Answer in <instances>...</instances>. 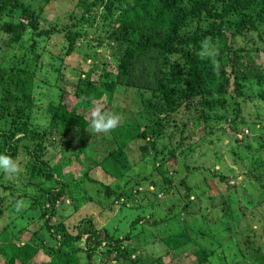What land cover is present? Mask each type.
Returning a JSON list of instances; mask_svg holds the SVG:
<instances>
[{
  "label": "trees",
  "instance_id": "16d2710c",
  "mask_svg": "<svg viewBox=\"0 0 264 264\" xmlns=\"http://www.w3.org/2000/svg\"><path fill=\"white\" fill-rule=\"evenodd\" d=\"M52 1L0 0L1 37L6 38L10 46L31 32L37 45L36 38L40 43L53 34L62 33L69 42L61 61L76 58L78 54L80 60L88 62L89 58L97 59V54L84 47V40L89 42L88 38L93 34L99 35L98 40L104 35L106 41L98 46L112 45L109 47L114 52V45H121L117 48L120 53L113 56L118 62L119 74L115 76L111 74L113 72L100 69L104 66L99 63H92L87 71L81 70L85 76H80L75 86L61 84V94L65 98L72 96L76 105L69 109L64 101L57 104L50 102L48 114L51 116L46 130L51 132L41 134L44 126L37 118L33 120L39 107L34 99L38 88L35 79L37 68L18 64L9 69L0 65V153L18 159L24 169L20 176L12 179H5L0 173V190H9L10 195L23 192L19 199H32L34 207L39 208L44 216L48 215L41 228L23 246L14 241L8 245L0 241V264H16L17 261L18 264H38L39 260L35 257L43 250L44 244L47 245V250H43L44 255L49 257L47 264H95L94 258L100 255L102 261L116 260L117 264H172L171 260L164 261L163 256L148 262L142 260L137 249L125 245L109 229L100 231L101 228L96 227L92 219H83L78 224L70 219L57 221V202L63 201L60 198L69 192L70 186L76 185L67 183L60 165H52L44 160L47 155L45 143L51 137L58 141L57 136L61 134L68 141L64 147L72 146L74 140L80 134V137L85 135L90 127V113L98 104H102L105 111L117 113L118 109L129 110L139 102V106L133 111L130 109L131 114L124 117L120 126L110 133L113 149L99 162L95 171L116 176L117 181L122 179L133 167L126 148L134 141H138V144L143 141L139 146L140 151L145 156H155V169L163 177L161 183L164 185L156 187L153 193L165 194L171 190L169 183H173L169 171L165 170L166 161L178 158L174 149L166 153L159 151L158 144L163 135L161 116L174 123L177 115L182 114L186 119L193 120L200 110V119L209 126L215 121L218 126L221 122L225 123L230 130L227 132L226 129L222 135L238 145L233 147L232 153L239 155L244 162L251 159V163H246L245 167L253 171L263 170L264 178V142L255 152H242L250 148L249 138L245 135L238 138L244 133V127L251 129L239 112L247 103L246 89L257 88V97L264 102V65L255 60V55L263 50L264 45V0H79L76 7L70 10L66 24L59 25L55 20L43 28L42 14ZM237 38L246 39L247 42L237 46ZM82 39V45L75 47L76 42ZM212 48H216L214 54L208 53V49ZM39 55L34 58L36 62ZM0 56L5 57V54ZM135 93L138 99L133 100ZM231 102L236 106V115L232 118L227 114ZM139 107L140 110L144 109V113L135 117ZM80 109L82 112H79ZM186 126L188 122L183 121V128ZM218 141L222 142V137L219 136ZM81 147L77 156L84 153V147ZM180 165H184V175L178 186L185 188L184 197L189 203L185 206V212L188 215L193 213L188 211L190 204L196 203V200H190L191 195L196 194V198L200 196L196 193L198 188L192 184L198 174L184 162ZM92 170L86 173L91 180ZM256 179L264 188L261 177ZM134 188H124L118 199H133ZM108 191L110 195L115 193L111 188ZM176 192L183 194L179 188H176ZM17 201L14 200V205ZM154 204L151 202V205ZM263 204L264 199L257 203L264 214ZM10 207L12 203L4 209L0 206V215ZM230 207V203H227L225 213H220L216 223L230 219ZM179 215L172 218L179 220L176 218ZM213 223L201 216L192 222H183V225H187L191 232H194V228L203 227L198 231L201 232L197 238L212 237L206 226ZM1 233L3 235L4 231L1 230ZM258 235H264V231L258 233L254 230L252 236L241 242L234 235L232 239L237 242L241 257L220 264H264V239H259ZM85 236L88 251L87 262L83 263L78 244L83 242ZM50 239L58 241V249L49 246ZM216 244L222 246V242L219 244L216 241ZM25 247L28 248L23 255L26 260H21L20 252L25 251ZM178 249L164 255L176 256ZM214 251L199 246L197 256L210 260ZM44 263L45 260H42L41 264Z\"/></svg>",
  "mask_w": 264,
  "mask_h": 264
},
{
  "label": "rangeland",
  "instance_id": "374dc122",
  "mask_svg": "<svg viewBox=\"0 0 264 264\" xmlns=\"http://www.w3.org/2000/svg\"><path fill=\"white\" fill-rule=\"evenodd\" d=\"M78 2L79 0H56V2L53 0L43 11L41 26L46 28L55 20L59 25L66 24L70 10L74 6L76 7ZM103 37L104 35L102 39L98 40L99 35L93 34L88 38L89 42L84 40V47L89 52H95L97 59L89 58L88 62H84L80 60V55L76 54V58L62 62V54L66 51V44L69 42L62 33L53 34L40 43L39 38H36L37 45H35L32 33L28 32L18 42L10 46L7 39L1 37L0 34V55L5 54V57L0 56L2 67L11 69L12 66L19 64L32 69L37 68L35 79H37L38 88L35 91L34 99L39 107L37 106V114L36 117L33 116V120L37 118L40 125L44 126L41 134L51 132L46 130L51 116L48 114L50 102L57 104L64 101L69 109H73L76 105V100L72 96L65 98L61 94V84L75 86V82L80 76L84 78L83 71H87L92 63L93 65L99 63L100 66H104L100 69L113 72L111 74L118 76V62L113 59V56L120 53L117 48L121 45H114L116 49L114 52L109 47L112 45L98 46L99 43L106 41ZM82 41L83 39L76 42L75 47L82 45ZM246 42V39H236L237 46L244 45ZM215 51L216 48L208 49L210 54H214ZM35 53L37 55L41 53L37 61L38 64L34 60L37 56ZM255 60L264 65V45L263 50L255 55ZM58 69L61 71L59 72ZM246 91L247 103L239 112L251 125V129L244 127L245 136L249 138L250 148H245L242 152H255L261 148V143L264 142V102H261L257 97V88L248 87ZM132 99H138L136 93ZM138 106L139 102H136L129 110L118 109L115 114L121 117L122 122L123 118L131 114V110L133 111ZM235 108L236 106L231 102V107L227 111L230 118L236 115ZM138 110L135 117L144 113V109L140 110L139 107ZM79 112H82V109ZM199 115L200 110L193 117L195 123L192 118L188 120L182 114L175 117L174 123L166 116H161L163 135L158 144L159 151L166 153L174 149L178 158V160L166 161L165 170L169 171L168 175L173 183L168 182L171 190L165 194L153 193L156 187L161 186L163 177L155 169V156L153 154L145 156L140 151L139 146L144 143L143 141L140 144L138 141H134L126 148L133 167L122 179L117 181L116 176L95 171L99 162L113 149L110 133L107 135L96 134L89 127L85 135L80 137V134L74 140L73 145L67 149L64 147L68 144L66 137L60 134L57 136L58 141L55 137H51L45 143L47 155L44 160L52 165H60L67 177V183L76 185V187L70 186L69 192L60 198L63 201L57 202V221L70 219L78 224L83 219H92L94 225L101 228L100 231L103 228L109 229L118 235L125 245L137 249V254L146 262L161 256L164 261H173L172 264H182V261L185 262L183 264H220L227 263L232 258L238 260L241 256L236 245L237 242L235 243L232 237L237 236L241 242L252 236L254 230H257L258 233L264 231V214L257 205L264 199V188L256 179V177H261L263 184L264 178L261 172L263 170L253 171L252 168H246V163H251V159H246L244 162L239 155L232 153L233 147L236 148L238 145L222 135L226 129L227 132L230 130L225 127L224 122L218 126L215 121L209 126L200 119ZM228 120L230 121V119ZM183 121L188 122L186 128H183ZM219 136L222 137V142L218 141ZM242 136L240 134L238 138L240 139ZM81 146L84 147V153L77 156ZM183 162L186 166L189 165L195 174H198L192 184L198 188L196 193L200 195L199 198H196L198 197L196 194L191 195L190 200L192 202L196 200V203L190 204L188 211H193V213H188V215L185 212V206L189 204L184 197L185 188L183 185L178 186L184 175V165L183 167L180 165ZM91 168H93L91 171L92 180L86 175ZM172 172L174 173L172 174ZM247 174H252V176ZM222 177H225L226 180L223 181ZM175 187L179 188L183 194L177 193ZM109 188L114 189L115 193L110 195ZM124 188H134L133 199L126 198V201L118 199ZM22 193L19 191L10 195L9 190H0L1 208H7L9 203H12V207L0 215V241L7 245L14 241L23 246L32 239L34 232L39 230L48 218V215L44 216L39 208L34 207L32 199H19L18 196H22ZM14 200L23 201L24 207L20 211H16ZM151 202H155L154 206L151 205ZM227 203H230L232 216L223 223H216L220 213H225ZM178 213L180 215L176 218L179 220L172 218ZM201 216L205 220L215 222L206 226L212 237L199 236L195 238L203 227L194 228V232H191L187 225L188 229H185L183 222H192ZM138 217L140 220H137ZM136 221L138 222L134 225ZM1 230L4 231L3 235ZM128 235H131L130 239L127 238ZM258 238L263 240L264 235H258ZM86 240L87 236L84 237L83 242L78 244V248L82 250L79 255L83 263L87 262L88 243ZM216 241L219 244L222 242V246H217ZM49 246L58 249L59 243L50 239ZM199 246L211 250V252L215 250L210 260L198 258L197 248ZM25 248V251L20 252L19 259L21 260H26L23 255L28 248ZM177 248L179 249L176 256L164 255ZM42 249L46 251L47 245L44 244ZM43 250L35 257L39 260L38 264H41L42 260H45L44 264L49 261V257L44 255ZM229 254L232 255L229 256ZM101 256L94 258L95 264L118 263L116 260L104 262ZM18 263L19 261L16 262V264Z\"/></svg>",
  "mask_w": 264,
  "mask_h": 264
},
{
  "label": "clouds",
  "instance_id": "9594fccd",
  "mask_svg": "<svg viewBox=\"0 0 264 264\" xmlns=\"http://www.w3.org/2000/svg\"><path fill=\"white\" fill-rule=\"evenodd\" d=\"M121 124V117L115 113L104 110L102 104H98L90 113V128L96 134H109L115 131ZM244 136L245 133H242ZM241 139V138H240ZM23 165L11 155L0 153V173L5 179L18 177L23 173ZM24 207L23 201L16 202V211Z\"/></svg>",
  "mask_w": 264,
  "mask_h": 264
}]
</instances>
